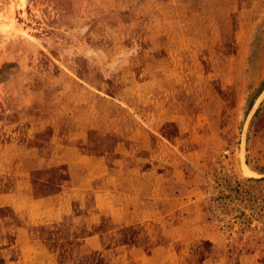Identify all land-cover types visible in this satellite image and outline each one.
I'll use <instances>...</instances> for the list:
<instances>
[{
	"label": "rangeland",
	"instance_id": "rangeland-1",
	"mask_svg": "<svg viewBox=\"0 0 264 264\" xmlns=\"http://www.w3.org/2000/svg\"><path fill=\"white\" fill-rule=\"evenodd\" d=\"M0 264H264V0H0Z\"/></svg>",
	"mask_w": 264,
	"mask_h": 264
},
{
	"label": "built area",
	"instance_id": "built-area-1",
	"mask_svg": "<svg viewBox=\"0 0 264 264\" xmlns=\"http://www.w3.org/2000/svg\"><path fill=\"white\" fill-rule=\"evenodd\" d=\"M227 151L228 150L226 149L223 151V153H226ZM206 193L209 196L211 203H215L217 201L218 194L216 193V191L214 189H211L210 187H208ZM254 213L256 214L257 212L254 211Z\"/></svg>",
	"mask_w": 264,
	"mask_h": 264
}]
</instances>
